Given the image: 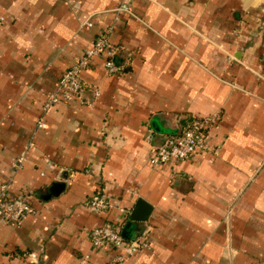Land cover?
I'll return each mask as SVG.
<instances>
[{
	"label": "crops",
	"instance_id": "obj_1",
	"mask_svg": "<svg viewBox=\"0 0 264 264\" xmlns=\"http://www.w3.org/2000/svg\"><path fill=\"white\" fill-rule=\"evenodd\" d=\"M121 2L0 0V186L32 207L0 226V264H264V0H128L117 12ZM107 31L125 71L92 59L82 72L92 104L45 113ZM212 115L209 152L150 163L166 138ZM98 195L115 207L88 209ZM139 198L152 214L131 223ZM106 222L149 249L123 262L92 250L88 233Z\"/></svg>",
	"mask_w": 264,
	"mask_h": 264
},
{
	"label": "built area",
	"instance_id": "obj_2",
	"mask_svg": "<svg viewBox=\"0 0 264 264\" xmlns=\"http://www.w3.org/2000/svg\"><path fill=\"white\" fill-rule=\"evenodd\" d=\"M128 0H122L117 12H129ZM87 27H92L93 23H85ZM118 48L110 41L109 31L99 35L82 56L75 62L61 77L56 90L49 94L44 104V112L47 113L52 108L78 102L81 105H90L92 102L84 100L85 83L82 80V72L89 67L92 59L105 56L107 61L105 71L109 75H119L125 71L123 65L115 62ZM100 92L93 89V98L97 99ZM219 115H212L202 119H194L189 127L180 135L166 138L159 146L155 147L150 157L152 165L166 164L172 161L184 162L191 159L198 151L209 152L211 146L208 140L209 131L217 124ZM43 121L38 123V128H44ZM29 149H33L30 145ZM23 159H21L22 161ZM88 209L95 213L103 214L115 207L107 196H94L86 202ZM32 207L28 199L23 194L13 195L10 183H3L0 186V226L20 225L30 214ZM89 241L92 250L111 248L120 251L113 262H123L143 249H149L148 243L142 238L126 240L119 227L110 222L103 223L92 228L89 233ZM90 259L89 255L84 256L81 264H86Z\"/></svg>",
	"mask_w": 264,
	"mask_h": 264
},
{
	"label": "water",
	"instance_id": "obj_3",
	"mask_svg": "<svg viewBox=\"0 0 264 264\" xmlns=\"http://www.w3.org/2000/svg\"><path fill=\"white\" fill-rule=\"evenodd\" d=\"M153 207L144 199L139 198L134 205L133 210L129 214V221L134 222H147L152 214Z\"/></svg>",
	"mask_w": 264,
	"mask_h": 264
},
{
	"label": "trees",
	"instance_id": "obj_4",
	"mask_svg": "<svg viewBox=\"0 0 264 264\" xmlns=\"http://www.w3.org/2000/svg\"><path fill=\"white\" fill-rule=\"evenodd\" d=\"M180 135V134H179ZM129 214V213H128ZM127 217V219L129 218V215L128 216H126Z\"/></svg>",
	"mask_w": 264,
	"mask_h": 264
}]
</instances>
